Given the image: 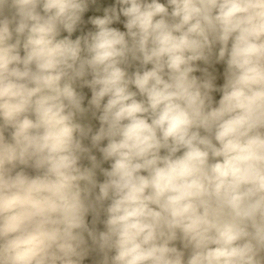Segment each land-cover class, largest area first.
Returning <instances> with one entry per match:
<instances>
[{
	"label": "clouds",
	"instance_id": "obj_1",
	"mask_svg": "<svg viewBox=\"0 0 264 264\" xmlns=\"http://www.w3.org/2000/svg\"><path fill=\"white\" fill-rule=\"evenodd\" d=\"M93 2L0 0V264H264V0Z\"/></svg>",
	"mask_w": 264,
	"mask_h": 264
},
{
	"label": "trees",
	"instance_id": "obj_2",
	"mask_svg": "<svg viewBox=\"0 0 264 264\" xmlns=\"http://www.w3.org/2000/svg\"><path fill=\"white\" fill-rule=\"evenodd\" d=\"M161 3H165V0H160ZM120 5L116 4L115 0H94L93 3H89L87 10L81 17L80 23L77 25L76 30L69 35L67 32L61 30L60 34L58 35L57 39H64V38H69L72 40L77 39L78 37H83L86 36L89 32H94L95 28L94 26L90 23L91 19L93 18H102L105 14L106 9L110 8H116L117 10L119 9ZM169 12H171V8H169ZM6 15H10V13L6 12ZM126 22V18L121 16L119 21L112 24L111 27L117 28L120 31H126L124 28V23ZM17 37L15 34H13V38L9 43H15ZM20 47H19V52L20 55L23 56V37L20 38ZM84 53L82 52V56ZM199 68L205 69L207 68L208 72L216 76V84L217 86L221 85L223 83V64H211V65H204L202 63H198ZM137 65L132 64L129 66L128 71H134ZM194 75L200 76L202 73L200 71L194 73ZM90 79V77H88ZM73 88L75 91L83 96V101H82V107L87 109V111L82 115L77 117V123L81 125L84 129H91V133L89 134L88 137H86L83 140V144L86 147L91 148V134H94L95 131L99 128V121L96 118V116L93 115V110L91 109L89 105V101L91 100V90L85 86H83V81H77L73 84ZM134 90V89H133ZM215 99H219V94L214 93ZM139 98V97H138ZM106 102V101H105ZM98 115V113H97ZM10 132L11 129L6 130L5 136L6 138L10 139ZM106 143V142H105ZM92 155H95L97 158L96 167H93L92 163L88 159H82L81 161V166L88 168L92 171L93 173V179L96 181V183H102L104 180L103 176V170L108 169L110 167V162L103 161L101 154L96 150L92 149ZM19 167L17 170H19ZM29 171V174H34ZM85 184L82 182V187H84ZM98 191V189H97ZM91 215L87 217V221L90 223L91 222ZM98 230H102V225L98 224L97 225ZM99 260V257L97 256L96 253H91L88 258L85 259L83 264H97V261Z\"/></svg>",
	"mask_w": 264,
	"mask_h": 264
}]
</instances>
